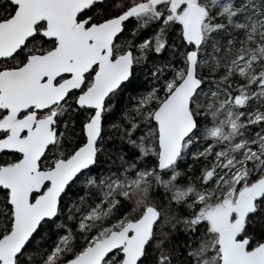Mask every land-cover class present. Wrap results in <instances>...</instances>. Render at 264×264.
Here are the masks:
<instances>
[{"label":"snow or ice","instance_id":"6c2138e0","mask_svg":"<svg viewBox=\"0 0 264 264\" xmlns=\"http://www.w3.org/2000/svg\"><path fill=\"white\" fill-rule=\"evenodd\" d=\"M0 264H264V0H0Z\"/></svg>","mask_w":264,"mask_h":264},{"label":"trees","instance_id":"16d2710c","mask_svg":"<svg viewBox=\"0 0 264 264\" xmlns=\"http://www.w3.org/2000/svg\"><path fill=\"white\" fill-rule=\"evenodd\" d=\"M132 27H134V21H129L128 22V30H130ZM148 31L150 32L151 29H148ZM167 55H168V53H165V56H167ZM161 58H163V57H161ZM138 75L140 77V80L143 81L144 84H147L149 82L150 77H148L143 71L138 73ZM253 131H255V129H253ZM116 143L119 144V141H116ZM109 147H111V145H109ZM194 148H195V146H193V149ZM125 151L128 153V155L126 156V159H128V160H132L133 155L138 154L137 150L132 148L131 146H126ZM101 163L105 167L108 166V164H109V160L105 157L104 154H101ZM117 163H118V161H117ZM189 165H192L191 169H189V167H188ZM179 167L184 174L180 177L178 182L183 183V182L187 181L189 177L192 178L194 183L197 182L196 178L200 174L201 162L194 161L192 159L191 155L189 154V156L186 160L181 161ZM157 195L158 196L163 195V191L161 190V192L157 193Z\"/></svg>","mask_w":264,"mask_h":264}]
</instances>
